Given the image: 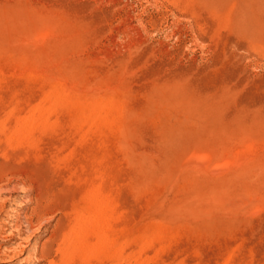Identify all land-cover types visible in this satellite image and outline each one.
Segmentation results:
<instances>
[{"label": "rangeland", "instance_id": "1", "mask_svg": "<svg viewBox=\"0 0 264 264\" xmlns=\"http://www.w3.org/2000/svg\"><path fill=\"white\" fill-rule=\"evenodd\" d=\"M0 264H264V0H0Z\"/></svg>", "mask_w": 264, "mask_h": 264}]
</instances>
